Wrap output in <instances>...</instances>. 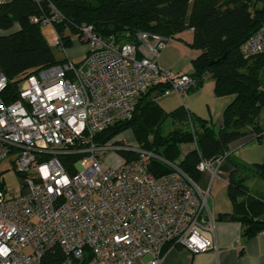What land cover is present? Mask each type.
Listing matches in <instances>:
<instances>
[{"label": "built area", "instance_id": "2783aa9c", "mask_svg": "<svg viewBox=\"0 0 264 264\" xmlns=\"http://www.w3.org/2000/svg\"><path fill=\"white\" fill-rule=\"evenodd\" d=\"M13 1L0 0V6ZM50 8L49 16L31 22L50 26L66 53L53 27L62 16ZM170 40L140 32L117 44L82 25L80 63L66 56L63 64L24 76L15 102L0 97V163L14 156L10 164L20 183L19 191L7 190L0 178V264H41L55 250L63 256L59 264H162L167 244L193 254L213 246L203 235L213 233L215 220L209 189L138 146L94 143L96 135L129 120L139 99L159 85L168 86L163 95L179 96L197 87V77L157 66ZM240 51L245 58L264 54V25ZM6 84L0 72V95ZM120 151L137 156L126 161ZM106 152L117 163L106 165ZM65 156L77 157L72 173L61 161ZM152 159L172 171L154 176ZM224 160H203L197 169L214 179Z\"/></svg>", "mask_w": 264, "mask_h": 264}, {"label": "trees", "instance_id": "16d2710c", "mask_svg": "<svg viewBox=\"0 0 264 264\" xmlns=\"http://www.w3.org/2000/svg\"><path fill=\"white\" fill-rule=\"evenodd\" d=\"M50 5L62 16L53 27L64 49L71 48L72 37L79 38L82 25L92 26L99 37L113 38L117 44L134 41L140 32L173 39L191 30L188 45L200 51L191 62L194 72L190 76L198 78L196 88L203 82L201 76L208 75L214 80L217 96H233L221 123L214 126L183 108L164 113L155 102L168 88L161 84L139 99L129 120L96 135L94 143L119 145L121 141L115 138L130 131L139 148L176 165L195 184L203 174L197 169L201 161L224 156V163L230 165L226 185L233 209L230 214L218 215L217 220L238 223L244 241L263 232L264 197L252 193L247 182L254 178L264 182V160L251 167L242 165L230 155L229 145L248 135L264 143L259 122L264 116L260 81L264 54L245 58L240 51L241 44L264 25V0H14L0 6V30L9 31L0 36V72L7 80L0 97L6 104L18 99L24 76L66 62L65 58L55 59L41 25L31 22L32 17L49 16ZM215 60L219 62L210 64ZM167 122L170 130L164 135L161 131ZM182 145L193 147L182 154ZM118 154L126 161L137 156L128 151ZM76 160L61 158L70 173ZM149 170L156 177L172 171L156 159L151 160ZM62 259L59 250L50 251L41 264H59Z\"/></svg>", "mask_w": 264, "mask_h": 264}, {"label": "crops", "instance_id": "0c3cea01", "mask_svg": "<svg viewBox=\"0 0 264 264\" xmlns=\"http://www.w3.org/2000/svg\"><path fill=\"white\" fill-rule=\"evenodd\" d=\"M8 33L9 31L0 30V36ZM181 34L166 44L160 52L157 66L174 74L192 75L194 68L191 62L200 54V51H190L187 48L189 40L183 41ZM187 34L192 41L191 30L187 31ZM214 85V80L208 78L198 88L190 90L183 96L170 93L156 96L155 102L166 114L183 108L188 113L218 126L225 109L233 101V96H217L214 93ZM229 153L237 162L251 167L263 162L264 143L257 142L252 135H248L230 144ZM229 171L230 165L223 163L218 168V177L212 179L210 174L203 173L197 184L202 190L209 189L207 203L215 220L213 233L205 231L203 235L212 241L213 246L208 251L199 254L170 246L165 252L162 264H264V231L244 241L241 226L238 223L217 220L218 215L230 214L233 209L232 202L227 195L226 181ZM247 185L252 193L264 197V182L254 178L249 180Z\"/></svg>", "mask_w": 264, "mask_h": 264}, {"label": "rangeland", "instance_id": "374dc122", "mask_svg": "<svg viewBox=\"0 0 264 264\" xmlns=\"http://www.w3.org/2000/svg\"><path fill=\"white\" fill-rule=\"evenodd\" d=\"M40 30L43 38L45 39L47 45L51 49L56 60H62L66 56H68L69 59H72V61L76 64L81 62V60L83 59L82 57H83L84 49H83V45L77 42V39L75 37H72L71 48L67 49L66 53H64L60 51L56 35L50 26H41ZM181 38L183 39V41L189 40V44L191 43V37L189 36V34H187V31L181 34ZM187 48L190 51H196L195 49L189 46H187ZM260 81L262 83V86L264 87V69L261 71ZM260 117L261 120L259 122L262 126H264V116L261 115ZM169 130H170V126H169V122H167L164 124L161 133L165 135ZM115 140L121 142L123 140L126 143H129L134 146L136 145L138 146L136 140L134 139L130 131L118 135V137H116ZM192 147L193 145H182L180 147L181 153L184 154L185 152H187V150L191 149ZM13 157L14 156H8L6 160L0 163V178L3 181V185L5 189L7 190L16 189L17 191H19L20 189L19 179L16 172L14 171V169H12V166L10 164V162L13 161ZM102 159L105 161V164L108 166L117 163V157H115L114 153L106 152L105 154L102 155ZM225 164H228V162H225ZM218 176H219V172L217 171V177ZM147 261H148V257H145L143 259V262H147Z\"/></svg>", "mask_w": 264, "mask_h": 264}, {"label": "water", "instance_id": "95a60500", "mask_svg": "<svg viewBox=\"0 0 264 264\" xmlns=\"http://www.w3.org/2000/svg\"><path fill=\"white\" fill-rule=\"evenodd\" d=\"M224 57H225V56H223V57L221 58V60L224 59ZM218 62H219V60H215V61H212L210 64H215V63H218Z\"/></svg>", "mask_w": 264, "mask_h": 264}]
</instances>
